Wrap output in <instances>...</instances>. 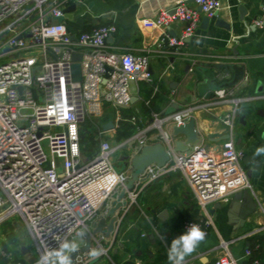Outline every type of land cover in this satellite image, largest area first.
<instances>
[{"label": "built area", "instance_id": "1", "mask_svg": "<svg viewBox=\"0 0 264 264\" xmlns=\"http://www.w3.org/2000/svg\"><path fill=\"white\" fill-rule=\"evenodd\" d=\"M73 3L76 9L71 14L85 12L79 6L83 0H0V222L17 215L39 260L42 253L58 248L64 240L75 242L81 233L90 232L103 204L124 186L129 167L121 169L112 162L115 151L126 147L129 158L141 146L161 142L168 161L143 169L125 192L126 208L134 206L144 215L138 199L143 188L168 172L178 171L202 215L183 220L177 236L192 223L199 224L207 235L213 227L209 207L237 190L251 189L241 164L244 150L235 147L232 135L238 108L251 97L220 88L208 100L186 104L169 114L149 109V118L144 120L136 115L123 117L121 109L131 104L130 84L137 81L152 87L144 100L149 108L160 77L154 79L148 56L154 53L168 59L184 55L186 40L201 17L216 15L219 0H192L194 5L179 0L159 10L153 19L162 29L156 46L144 47L139 54L112 49L108 39L117 32L113 22L71 32L62 18L63 9ZM177 21L182 28L171 35L168 28ZM253 24L264 26V5ZM73 52L81 54L79 80L71 76ZM223 103L230 106L220 118L228 137L217 153L200 144L187 152L174 150L169 132L172 126L184 124L195 109ZM107 105L112 109L113 129L125 120L133 132L111 144L99 131L96 151L87 154L80 144L81 123L89 116H101ZM113 176L122 179L113 184ZM102 238L92 236L99 247ZM221 245L225 251L215 264H238L226 243ZM1 254L6 264H21L13 261L10 252ZM251 254V249L245 250L243 264H257ZM86 259L85 252H78L73 264H84Z\"/></svg>", "mask_w": 264, "mask_h": 264}, {"label": "crops", "instance_id": "2", "mask_svg": "<svg viewBox=\"0 0 264 264\" xmlns=\"http://www.w3.org/2000/svg\"><path fill=\"white\" fill-rule=\"evenodd\" d=\"M176 1L179 0H83L81 7L85 12L76 13L77 17L80 16L79 20H75L77 17L72 14L73 17L68 19L75 21L70 22L67 27L74 33L94 25L113 22L117 26V32L108 39L112 49L117 53L139 54L144 47H155L162 32L153 23L156 13ZM184 1L194 5L192 0ZM262 5L264 0H219L216 15L211 18L201 17L193 35L186 40L182 48L184 55L165 59L157 54H150L148 57L153 77L155 80L160 77L158 90L148 108L144 100L150 96L152 87L144 81L132 82L130 93L131 96H136V100L123 108L127 113L125 115L122 112L123 117L136 115L144 120L149 118V109L163 113L171 104L184 106L208 100L214 91L213 85L208 81L217 83L230 80L234 72L226 73L206 64L218 63L223 68L230 63L239 64L243 68V76L235 85L227 88L233 90L236 96L251 99L239 106L245 113H239L238 109L232 134L233 143L236 148L244 150V155L255 154L258 147L264 146V26L257 27L253 24ZM182 25L181 22H174L169 26L168 32L177 35ZM229 107V104L223 103L195 109L193 117L196 138L187 143L185 135L179 132L174 134L171 128L169 132L174 147L176 142L186 143V149L179 152H187L193 145L200 144L217 153L228 137L220 118ZM111 116L112 111L97 127V132L102 131L104 138L108 131L115 134L118 128L107 131L101 128L102 123L112 119ZM257 159L262 163L261 170H253L251 174L248 170L254 162L248 166L241 162L251 186L250 191L257 202V209L242 222L236 212L241 203H237L235 212L229 209L232 194L225 201L219 202V208H215L216 203H213L209 207L213 227L197 250L186 258L185 264H215L225 251L222 242L226 243L229 253L238 259V264L245 261L242 255L246 249L252 250L250 258L256 259L257 264H264V154L257 156ZM123 165L124 163L122 167ZM127 172L129 174V168ZM118 191L106 201L109 202V207ZM138 199L144 215L134 206L126 208L124 199V204L116 211V221L109 237L96 234L103 236L99 244L106 249V254L98 260L92 259L89 251L98 248L97 242L92 240L89 249L85 251L87 259L84 264H168V246L180 232L181 222L202 215L186 181L178 171L168 172L147 184ZM107 209L103 213L99 211V217L104 216ZM212 209L213 213L210 212ZM161 212L164 214L159 217ZM108 218L106 217V221ZM21 226L26 228L22 222L14 221L7 230L0 229V264H6V259L1 254L5 250L13 254V261L21 264H35L38 260V255L33 254L27 244L17 237ZM26 231L28 232L27 228ZM150 234L152 238L148 237ZM142 238H147L149 243L142 245ZM75 243L81 247L84 237L80 235Z\"/></svg>", "mask_w": 264, "mask_h": 264}, {"label": "water", "instance_id": "3", "mask_svg": "<svg viewBox=\"0 0 264 264\" xmlns=\"http://www.w3.org/2000/svg\"><path fill=\"white\" fill-rule=\"evenodd\" d=\"M76 9V4H70L69 6L63 9L65 18H72L71 12ZM78 15L75 14L74 17ZM103 17H106L105 15ZM70 38L72 40L75 39V35L71 34ZM81 58V54L79 52H73L71 54L72 64H71V76L73 80L80 79V65L79 60ZM208 67L216 68L217 70L229 73L233 71L234 74L230 80L221 81V82H213L209 80L208 82L213 85L214 90L220 88H227L235 85L243 76V68L239 64L230 63L226 67L223 68L222 64L218 63H209L206 64ZM104 81V80H102ZM20 89V88H19ZM136 100V96L130 97V102H134ZM181 106L179 104H171L169 105L162 114H169L176 110H179ZM243 119V117L241 118ZM101 128L104 131L113 128L112 120H107L106 122L101 124ZM172 130L175 133H181L185 135L186 142H192L196 138L195 133V125H194V117L193 114L190 115L189 119L182 125L172 126ZM224 136V138H226ZM187 144H181L180 142H176V146L174 150H184L186 149ZM169 159V154L165 150L164 145L161 142H154L152 144H145L139 148V150L128 158L125 156V162L122 169H126L129 167V176L127 177L124 186L121 187L116 195L115 200L112 202V205L107 209L104 216H100L96 221L92 222L90 232L84 231V244L78 248V251L72 254L73 262L75 255L78 252H85L89 249L92 241V236L96 234H102L104 237H109L110 233L113 231L114 222L116 221V211L124 204L125 192L128 189H131L134 182L138 180L139 175L142 173L143 169L154 163L157 166L164 165ZM241 162L244 166H248L251 162H254V165L248 170V173L251 174L253 170L260 171L261 170V161L257 159L256 154H246L242 157ZM238 202L241 203V207L238 211H236L240 217V219H245L246 216L252 214L257 209V202L249 189H240L232 193L231 202L229 209L235 212V207L238 206ZM220 204L216 203L215 208H219ZM213 213V209L210 210ZM164 212L159 214V217H162ZM106 217H109L106 221ZM152 238L150 234L148 236Z\"/></svg>", "mask_w": 264, "mask_h": 264}, {"label": "clouds", "instance_id": "4", "mask_svg": "<svg viewBox=\"0 0 264 264\" xmlns=\"http://www.w3.org/2000/svg\"><path fill=\"white\" fill-rule=\"evenodd\" d=\"M255 154L257 156L264 154V146L258 147ZM120 179L122 178L118 176L111 178L113 184ZM80 235L83 236L84 233ZM161 239H164V237H161ZM205 239L206 232L201 229L200 225L197 223L190 224L182 234L174 237L169 244L167 251L168 264H185L186 258L191 256ZM77 251L78 246L75 242L64 240L59 243L58 248L46 250L42 253L37 264H73L72 254ZM89 255L92 259L98 260L104 255V249H91Z\"/></svg>", "mask_w": 264, "mask_h": 264}, {"label": "rangeland", "instance_id": "5", "mask_svg": "<svg viewBox=\"0 0 264 264\" xmlns=\"http://www.w3.org/2000/svg\"><path fill=\"white\" fill-rule=\"evenodd\" d=\"M79 6L81 7L82 5H79ZM79 19H80V16L77 17V19H75V20H79ZM62 20H64V22L66 23V26L70 22L75 21L74 19H68V18H64V19L62 18ZM111 111H112L111 107L107 105L103 108V112H102L101 116H97V117L89 116V117L85 118V120L81 123L80 144H81V149L83 152H85L87 154L94 152V149L96 148V145H97L99 137H100L99 133L97 132L98 131L97 127H99V122H101L102 119H104L105 116H107L108 113H110ZM125 115H126V112H125ZM101 137L104 138L102 135H101ZM105 139L109 140L111 142V144H115L119 141L116 137V133L113 134V132H111V131H108L105 134ZM43 146H44L45 152L48 153L46 141L43 142ZM127 151L128 150L126 149V147H122V148H119L117 151H115L114 154L112 155V162L117 167L120 166L121 169H122V165H121L120 161H122V157L125 156ZM109 205H110L109 202H106L105 204H103V206L100 209V213H103L109 207ZM14 221L21 223L20 219L17 215L9 216L4 221L0 222V229L5 228L7 230L8 226L12 225ZM19 229L20 230H19V233L17 234V237L19 239L23 240L27 244L29 250L33 254L38 255V252L36 250L34 242H33L32 238L30 237V235H28L26 228L21 226ZM75 240H77V237L75 238ZM98 248H101V247L98 246ZM6 251L9 252L8 250H5V252Z\"/></svg>", "mask_w": 264, "mask_h": 264}, {"label": "trees", "instance_id": "6", "mask_svg": "<svg viewBox=\"0 0 264 264\" xmlns=\"http://www.w3.org/2000/svg\"><path fill=\"white\" fill-rule=\"evenodd\" d=\"M150 106H151V104H150ZM238 109H239V113H241V114L245 113L244 109H242V108H238ZM121 112H126V111H124V109H121ZM123 114H125V113H123ZM132 132H133L132 125L125 120H121L119 122V126H118L117 131H116V137L118 140H121L122 138L129 136ZM80 138H81V134H80ZM97 147H98V144L96 145V148L94 149V151H96ZM141 243H142V245H147L149 243V240L147 238H142ZM161 258H163V257H160V259ZM163 260H165V259H163Z\"/></svg>", "mask_w": 264, "mask_h": 264}]
</instances>
